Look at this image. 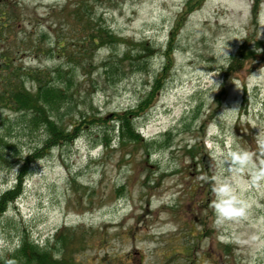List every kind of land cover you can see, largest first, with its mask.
<instances>
[{"label": "rangeland", "instance_id": "obj_1", "mask_svg": "<svg viewBox=\"0 0 264 264\" xmlns=\"http://www.w3.org/2000/svg\"><path fill=\"white\" fill-rule=\"evenodd\" d=\"M3 12L12 30L0 26V53L15 63L0 55V194L48 134L8 81L51 89L38 107L60 129L79 122L25 163L0 215V256L22 237L44 246L64 232L75 264H264V0H7ZM97 24L120 41L81 53L76 41ZM162 68L151 104L128 120L132 138L118 112ZM220 159L250 207L218 223Z\"/></svg>", "mask_w": 264, "mask_h": 264}, {"label": "trees", "instance_id": "obj_2", "mask_svg": "<svg viewBox=\"0 0 264 264\" xmlns=\"http://www.w3.org/2000/svg\"><path fill=\"white\" fill-rule=\"evenodd\" d=\"M7 0H0V5H4ZM5 15L4 12L0 14V26H7V28L11 29L9 27L10 23L12 20H10L8 23H4ZM7 19H8V13H7ZM101 23V22H100ZM80 25L77 26L78 31H79ZM82 29V28H81ZM12 30V29H11ZM85 31V30H84ZM39 37L40 34H37ZM112 33L107 32L105 28H102L100 24H97V26L92 27V28H87L85 31V37H82L79 41H76L78 45H76L77 48L80 49L81 53L85 50V52L88 54V51L93 49L96 45H107L109 43H112L113 41H120V39L117 40H112L111 42H108L110 40V37H112ZM108 37V38H107ZM118 37V36H117ZM104 38V40H103ZM115 37H113L114 39ZM102 43V44H101ZM82 45H84V48H82ZM135 46H131L135 48L136 50H139L141 47H144L143 42H139L137 44H132ZM61 48L63 50H61ZM132 49V48H130ZM58 50L61 51V55L64 54V46L61 44L58 46ZM0 55L3 56L5 60L2 62V67H8L9 62L14 64V59L11 57L9 58L7 55L4 54V52H1ZM7 56V58H5ZM166 56H170L169 53H166ZM8 60V61H7ZM116 65V63H110L106 62L104 64L105 68V73L109 72L110 70L112 71L113 65ZM114 65V66H115ZM166 65H164L165 67ZM163 69L162 68L158 74H157V79L154 81L153 86L151 91L144 96L142 99V102L136 105V107L132 109H127L123 110L121 112H118V117L121 120V123L127 128L129 135L132 136V138H135L138 136V132L135 130H130V125L128 123V120L130 117H132L134 114L139 113L144 109V107H148L151 103V95L153 93H156L158 89V84L160 80L162 79V74H163ZM14 67H12L8 73L9 74H14ZM12 72V73H11ZM10 76V75H8ZM8 80H10L9 77H7ZM14 80L11 82L8 81V87L11 89V93L15 94L16 101L18 99V104L21 105L23 108L27 109L29 107V110L35 109L31 114H32V120L36 121V123H41L45 126V129L47 130V139L44 140L43 142V147L40 146L38 147V150L35 149L33 152H31L29 155L27 154L26 159H23L24 164L22 167L18 170L15 183L12 187L5 189L4 191L1 192L0 194V215L6 210V207L8 203L11 201H14L15 198L18 197L20 194V188H21V182L27 175V171L25 172L24 166L26 165L25 163L29 160H35L40 157L41 151L47 148V146L51 143L56 141L60 136H63V139H69V138H74L76 130H77V125L78 122L70 124V126L67 127H62L60 129L59 125L54 121L49 119L48 116V110H43L44 107H46L49 103H51L52 97H51V89L47 90L45 89L42 91V97L40 98L39 93L36 95H31L27 92H24L22 88L18 85H12ZM43 87V86H42ZM41 91V90H39ZM53 91V90H52ZM55 92V91H54ZM20 93H22L24 96H20ZM40 103H43L44 107H38ZM48 103V104H45ZM150 103V104H149ZM53 104V103H52ZM51 105V104H50ZM48 108V106H47ZM46 113V115H45ZM35 123V124H36ZM60 123V122H59ZM123 128V127H122ZM42 147V148H41ZM1 157V156H0ZM62 231V230H61ZM64 232H60L55 240L53 239V244L46 243L44 246H39L38 243H35L33 240L27 239L26 237H22L20 239V242L18 246L10 251H6V253L2 256H0V264H75L74 257L71 256L72 253L68 251L70 248V242L68 239L64 238ZM82 264V263H79Z\"/></svg>", "mask_w": 264, "mask_h": 264}, {"label": "clouds", "instance_id": "obj_3", "mask_svg": "<svg viewBox=\"0 0 264 264\" xmlns=\"http://www.w3.org/2000/svg\"><path fill=\"white\" fill-rule=\"evenodd\" d=\"M232 38V37H231ZM230 38H226L220 47V57L227 58L229 57L228 52L226 51L228 45L225 43L226 40ZM257 52L261 51L260 48L255 49ZM213 73L209 74V92H208V99L209 101H213L210 92L217 90L220 87V82L214 80ZM236 107L232 108H225V109H235ZM224 109V110H225ZM246 159L245 157H237L235 162L236 163H244ZM221 166V175L218 176L216 179L215 185L212 189L213 191V210H214V217L218 223L230 221L236 218L244 217L248 209L250 207L249 203L244 198V192L242 189L238 187V185L233 181L232 177L227 173L231 172V166L224 168V161L220 159L219 161Z\"/></svg>", "mask_w": 264, "mask_h": 264}]
</instances>
